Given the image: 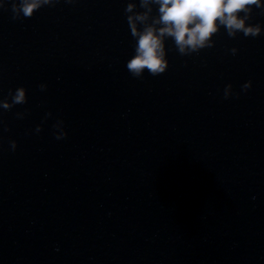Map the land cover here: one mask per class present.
Returning <instances> with one entry per match:
<instances>
[{"label":"water","instance_id":"obj_1","mask_svg":"<svg viewBox=\"0 0 264 264\" xmlns=\"http://www.w3.org/2000/svg\"><path fill=\"white\" fill-rule=\"evenodd\" d=\"M12 2L0 99L27 100L0 109V264H264V32L191 55L168 39L167 70L139 78L129 0Z\"/></svg>","mask_w":264,"mask_h":264},{"label":"clouds","instance_id":"obj_2","mask_svg":"<svg viewBox=\"0 0 264 264\" xmlns=\"http://www.w3.org/2000/svg\"><path fill=\"white\" fill-rule=\"evenodd\" d=\"M52 0H13V17L31 16L35 10ZM71 2V0H68ZM5 6V0H0ZM155 6V15L153 13ZM129 0L124 11L130 34L135 41L133 54L127 59L126 68L133 77L142 78L145 72L159 75L169 65L166 40L171 39L175 49L181 55L199 53L201 49L211 48L215 44L214 36L221 28L229 37H255L264 32V23L251 21L253 8L264 9V0ZM229 51L235 55L238 51L233 46ZM249 79L242 85L244 90L251 87ZM43 90L46 83L39 85ZM231 83L225 85V98L232 95ZM10 97V98H9ZM27 100V88L24 85L9 89V96L0 99V109H9L13 105L23 104ZM51 111L45 113L46 120ZM42 124H37L34 131L40 132ZM53 128L57 139L67 136V130L60 119H56ZM11 150L17 147V141H9Z\"/></svg>","mask_w":264,"mask_h":264}]
</instances>
